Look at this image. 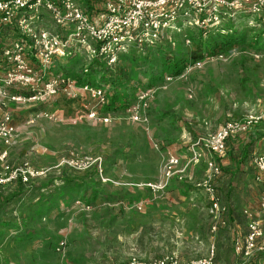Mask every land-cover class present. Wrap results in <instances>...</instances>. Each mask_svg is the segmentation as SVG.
<instances>
[{"label":"rangeland","instance_id":"rangeland-1","mask_svg":"<svg viewBox=\"0 0 264 264\" xmlns=\"http://www.w3.org/2000/svg\"><path fill=\"white\" fill-rule=\"evenodd\" d=\"M81 4L85 9L84 1ZM43 26L54 29L48 17ZM224 28L222 36L233 43L214 54L202 50L197 60L190 58L198 43L197 30L187 28L166 43L125 55L116 68L100 71L80 56L55 60L52 73L105 87L109 102L117 89L128 97L127 106L122 102L102 109L109 123L85 118L81 104L62 97L26 105L0 97V121L9 114L18 128L11 146L0 140V157L7 153V163L15 167L28 162L50 169L33 186H0V264H125L133 258L149 261L174 253L187 263L206 256L213 242L218 249V241L221 255L215 264H264V254L245 260L234 251L248 233L246 209L256 213L264 227V213L255 198L261 186L236 167L239 159L245 166L249 153L264 152V16L239 17ZM6 38L3 42L10 44L16 35L11 31ZM207 43L212 45L211 40ZM181 61L186 63L183 74L171 75L173 65L180 67ZM146 92L150 97L143 121H134L127 109ZM32 113H57L62 119L40 117L31 124ZM249 115L263 119L250 133L234 136L222 157L203 154L222 167L225 192L228 186L242 190L251 185L255 193L245 199L237 219L224 215L226 226L216 235L209 199L194 187L205 173L203 161L182 182L172 181L156 193L147 188L161 181L169 152L186 163L199 136ZM72 153L100 157L103 177L58 167ZM141 202L149 204L139 210ZM62 242L64 249L58 251Z\"/></svg>","mask_w":264,"mask_h":264},{"label":"built area","instance_id":"built-area-1","mask_svg":"<svg viewBox=\"0 0 264 264\" xmlns=\"http://www.w3.org/2000/svg\"><path fill=\"white\" fill-rule=\"evenodd\" d=\"M82 0H0V27L16 35L3 48L2 58L8 68L0 76V97L26 105L40 104L48 99L62 97L70 103L82 105L81 112L92 121L109 123L111 119L101 111L109 104L105 87L80 83L75 78L52 73L55 60L84 57L91 63L102 61L114 66L120 57L133 48L139 51L147 46L170 40L183 28L194 29L204 34L222 35L224 25L239 17H263L264 0H105L95 2L93 10L83 9ZM50 18L54 29L43 26ZM187 45L191 40L184 35ZM223 59V55L219 56ZM87 72V71H86ZM171 80V79H168ZM8 91H15L11 94ZM26 93V94H23ZM150 93H140L139 102L130 105L127 112L134 121H143ZM40 117L61 120L57 113H32L29 123ZM263 117L249 115L242 120H232L222 125L215 133L199 136L190 146V157L184 161L176 154L168 153L161 181L149 183L147 188L156 193L168 187L170 182L184 181L193 166L205 161V173L194 182V187L209 199L212 217V233L226 226L224 215L227 208L222 204L216 187V179L222 175L221 166L212 157H222L227 141L237 135L247 134ZM18 128L9 114L0 121V140L5 146L13 144ZM204 153L209 158H204ZM7 153L0 157V185L20 181L24 184L45 178L50 169L35 168L28 162L12 166L6 161ZM262 184L259 210L264 213V153L254 158ZM58 167H66L79 173L96 171L103 177V160L92 155L73 154L62 160ZM148 202H141L142 210ZM248 233L242 242L234 245L235 254L245 260L264 252V227L257 214L246 209ZM64 249L60 243L58 251ZM217 249L215 242L206 256L182 263L177 254L142 261L133 258L125 264H215Z\"/></svg>","mask_w":264,"mask_h":264},{"label":"trees","instance_id":"trees-1","mask_svg":"<svg viewBox=\"0 0 264 264\" xmlns=\"http://www.w3.org/2000/svg\"><path fill=\"white\" fill-rule=\"evenodd\" d=\"M82 1H84V4H85V10L87 11V12H91L92 10H93V5L95 4V2L96 1H94V0H82ZM227 25V24H226ZM5 30V31H4ZM224 30H225V28H224ZM5 32V33H4ZM11 33V31L9 30V29H4L3 27H0V55L2 56V50H3V48L5 47V43L3 42V40L2 39H4V38H6V33ZM177 35V34H176ZM174 36V35H173ZM172 36V37H173ZM220 36V37H219ZM222 35H209V37H207V38H205V36H204V34L202 33V32H200V31H197V38H198V40H197V45L195 46V49L191 52V54H190V58L191 59H193V60H197V59H199V58H201L202 57V50H207V51H209L210 53H213L214 54V51L216 52L217 50L218 51H223V49L225 48V46H230L231 45V43H233L232 42V39L230 38V39H228L227 41H226V37H225V39H224V37L222 36ZM194 37V36H193ZM218 38L220 39V40H218ZM208 40H211V44L212 45H210L209 43H207V41ZM223 40V43H221V44H219L220 42L219 41H222ZM167 41H169V40H164V41H162V42H159V43H166ZM159 43H157V44H159ZM157 44H155V45H157ZM208 44V45H207ZM211 46V47H210ZM147 47H149V46H147ZM144 49L145 48H143V50L142 51H144ZM133 51H137V52H142L141 50L139 51L138 49H135V48H133V49H131L130 51H129V53H127V54H124V55H122L121 57H120V59H119V61L117 62V64L116 65H114V66H109V65H107L105 62H102V61H98V60H96V61H93L91 64H90V66H91V68L93 67V66H97L98 67V69L101 71L102 69H103V67H109V68H112V67H117L118 65H119V63H120V60H121V58H123V57H125V55H128V54H130L131 52H133ZM181 63V66L179 67L178 66V64L176 63L175 65H173V67H172V73H171V75H173V76H180L181 74H183V72H184V70H185V65H186V63H184V61H181L180 62ZM89 66V67H90ZM90 72H89V70L87 71V72H84V75H87V74H89ZM76 80H78L80 83H84V82H81L80 80H79V76L78 77H74ZM86 83H88V84H90L89 82H86ZM118 90V89H117ZM115 91L114 92V94L113 95H111V100H110V102H109V104H108V108L110 107H114V108H116L115 106H117L118 104H120V103H122L123 102V104L125 105V106H127L126 105V103L128 102V97H125V95H122L121 93H120V91ZM123 105V106H124ZM254 129V128H253ZM251 132V131H250ZM249 132V133H250ZM248 134V133H247ZM242 135V134H241ZM233 138V137H232ZM232 138H230L229 140H231ZM229 140L227 141V143L229 142ZM222 168V167H221ZM66 169H68V170H71V171H67V172H72V169H69V168H66ZM74 171V170H73ZM76 172V171H75ZM77 173H79V172H77ZM84 173H96V171H88V172H84ZM97 174V173H96ZM47 177V176H46ZM45 177V178H46ZM45 178H41V179H38V180H36V181H33V182H31V183H28V184H24V183H22V182H20V181H17V182H15V183H12V184H8V185H6V186H2V185H0V186H2V187H7V186H11V185H14V184H20L22 187H30V186H33L35 183H37L39 180H43V179H45ZM173 181H175V182H178V181H176V180H173ZM217 187V186H216ZM218 189V188H217ZM217 192H218V190H217ZM219 195V194H218ZM220 197V196H219ZM221 198V197H220ZM210 204V203H209ZM259 207V206H258ZM228 212V211H227ZM227 214V213H226ZM225 214V215H226ZM259 255H262V254H264V252H262V253H258ZM217 260V259H216Z\"/></svg>","mask_w":264,"mask_h":264},{"label":"crops","instance_id":"crops-1","mask_svg":"<svg viewBox=\"0 0 264 264\" xmlns=\"http://www.w3.org/2000/svg\"><path fill=\"white\" fill-rule=\"evenodd\" d=\"M10 34L11 33L7 32L6 33V37L9 36ZM4 64L7 65L6 62L4 61V58H2V56H1L0 57V76L3 75L5 73V71H6V69L8 68V66L6 68L4 66ZM242 135H245V134H242ZM232 141L233 140H231V141L229 140L230 143ZM246 145H247V143H244V146H246ZM244 148L245 147H243V148L241 147V149H242L241 150V154H242V151L244 150ZM263 153H259V154L257 152H254L253 154L249 153V157L246 158V161L244 163L245 166H243V163H242L243 160L239 159V161L236 163L237 169H238V167L241 168V170L239 169V171L241 172V174H243V176L247 175L248 179L249 178H253L252 182H256V185L261 186V189H259V191L257 192L256 197L254 196L255 193L250 189L251 187L254 188L251 185H248L247 189L243 188L242 190L241 189H239V190L230 189L229 186H228V190L225 192L224 188L221 186L222 178L218 177L216 179V186L218 188L217 189L218 190V194L221 197L222 204L227 208V211H228L227 213H228V216L230 215V218H233V219H237L238 218V216H239L238 212H239L240 208L245 205V202H246L245 199L248 200L249 197L251 199L253 197H255L257 199V203L259 205V201H260L261 193H262V184L259 181V174H258V171H257V169L255 168V166L253 164V161H254V158L256 156L261 155ZM244 157H246V156H244ZM203 162H204V165H205V161H203ZM222 162H224V159H223ZM243 169H245V170H243ZM204 172H205V170H204ZM230 190H231V193H230ZM227 195H229L228 198H230V201H227V199L225 198ZM232 196H233L234 199L231 198ZM220 253H221V246H220V243L218 241L217 255L220 256L221 255Z\"/></svg>","mask_w":264,"mask_h":264}]
</instances>
